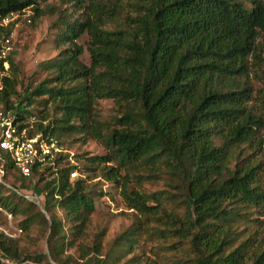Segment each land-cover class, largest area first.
I'll return each mask as SVG.
<instances>
[{"label": "trees", "instance_id": "trees-1", "mask_svg": "<svg viewBox=\"0 0 264 264\" xmlns=\"http://www.w3.org/2000/svg\"><path fill=\"white\" fill-rule=\"evenodd\" d=\"M41 1L46 0H0V21L27 7L41 15ZM63 2L66 7L51 9L60 12L53 33L59 54L39 63L38 71L48 72L42 80L22 95L14 58L0 57V109L16 111L29 136L62 141L81 133L104 144L103 154L76 156L104 164L139 217L106 255H98L95 243V258L84 264H110L143 238L157 242L153 250L163 260L175 256L176 264H264L258 229L264 215V159L258 157L264 128V48L258 41L264 0ZM3 32L10 33V27L0 25V37ZM85 33L87 45L79 42ZM85 51L89 62L82 58ZM103 98H112L119 113L103 118L97 111ZM35 102L39 114L29 107ZM50 104L61 114L44 124L49 115L43 109ZM27 113L41 119L37 132ZM68 156L60 151L45 165H35L29 177L11 159L4 162L1 209L23 215L22 230L41 221L50 224L51 233L50 253H32L19 238L0 231V264H70L62 254L82 236L96 204L86 180L72 179L74 171L84 169L65 161ZM162 176L167 187L145 189V182ZM35 177L43 181L33 186L44 195L42 206L19 189L29 188Z\"/></svg>", "mask_w": 264, "mask_h": 264}, {"label": "rangeland", "instance_id": "rangeland-1", "mask_svg": "<svg viewBox=\"0 0 264 264\" xmlns=\"http://www.w3.org/2000/svg\"><path fill=\"white\" fill-rule=\"evenodd\" d=\"M40 6L44 10V13L41 15H37L33 7H27L23 11L13 13L0 21V25H8L11 29L10 33H2L0 46L7 44L10 46L9 55L14 58L15 63L20 69L18 89L22 95L27 86L36 85L47 75L48 72L46 70L38 71L39 63L43 60L56 57L59 54V49L53 39V33L55 32V22L60 12H51V9L53 7H66L67 4L63 0H46L41 1ZM7 37L10 38L9 42H6ZM88 38V34L85 33L79 39V42L87 45ZM258 41L260 47L264 48V31L260 34ZM82 58L89 62L87 51L82 55ZM8 66L9 63L5 64L6 68ZM15 99L17 103L21 100L20 97H16ZM18 105L20 109H23L26 101ZM29 107L39 114V111L36 110V102ZM39 107L43 108L42 106ZM97 111L105 119H109L119 113L118 106L112 98L100 99L97 104ZM15 112L14 114H16ZM43 112L49 115L48 120L43 121L44 124L54 120L55 117L61 114L53 104L43 109ZM27 115L29 116L28 120L31 122L30 127L37 132L36 123H39L41 119L38 115H30L29 113ZM261 136L263 138V145L258 153V157L264 159V128ZM58 142L63 148L62 151L69 154L65 161L69 160L71 163L78 164L84 169L81 170L82 168H80L75 174L72 173V179L84 178L95 198L96 207L91 214V219L84 233L76 240L74 245L67 247L62 254L64 257L69 258L70 264H84L83 261H86V259L95 258L96 252L93 247L95 243L100 244L98 255H106L107 250L115 243L116 237L138 220L139 213L135 208L130 207L126 203L120 193L121 187L107 177L105 174L106 169L103 167L104 164H92L86 158L76 156L79 153H86V155L105 153L106 148L100 140L93 137L85 139L83 134L74 133L62 137V141L58 139ZM93 166L95 167L92 168ZM32 180V185L29 188L20 186L19 189L21 192L28 193L31 198H35L37 204L42 206L44 195H37L33 186L35 182L40 186L43 184V181H38L37 177ZM13 181V178L9 179V182L13 183ZM25 181L28 182V178ZM167 181L168 178L162 176L145 182L144 187L147 191L165 188L167 187ZM57 213L61 216L64 215V212L60 208L57 209ZM47 215L49 218L51 217L50 214L47 213ZM21 219H23V215L11 216L10 213L0 207V231H5L19 238L20 246L28 252L50 253V224L37 221L28 230H22L19 224ZM49 223H51V220ZM64 224L66 227H69L71 222L65 221ZM258 229L261 239L264 236V215L261 216ZM156 243L154 240L143 238L138 248L121 256L117 260L114 259L110 264H148L154 261L160 264H176L175 256H170L163 260L162 253L160 255L154 253L153 249L156 247ZM84 245H88L86 249L87 253L84 250ZM55 264L61 263L55 262Z\"/></svg>", "mask_w": 264, "mask_h": 264}, {"label": "built area", "instance_id": "built-area-1", "mask_svg": "<svg viewBox=\"0 0 264 264\" xmlns=\"http://www.w3.org/2000/svg\"><path fill=\"white\" fill-rule=\"evenodd\" d=\"M9 41L10 38L7 37L6 42ZM9 49L8 44L1 46L0 57H7ZM21 122L16 119L12 110L0 109V179L4 162L8 159L13 161L20 174L29 177L35 165H45L63 150L57 138L46 137L41 133L29 136L27 127H21Z\"/></svg>", "mask_w": 264, "mask_h": 264}]
</instances>
